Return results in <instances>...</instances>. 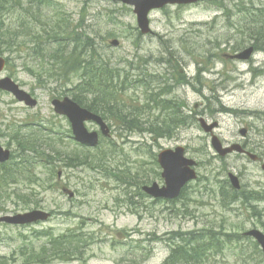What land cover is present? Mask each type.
Here are the masks:
<instances>
[{"label": "rangeland", "instance_id": "obj_1", "mask_svg": "<svg viewBox=\"0 0 264 264\" xmlns=\"http://www.w3.org/2000/svg\"><path fill=\"white\" fill-rule=\"evenodd\" d=\"M29 1V8H26V13L30 14L28 22L18 20L21 16L15 13V9L1 15L0 29L3 28V30H0V41L8 43L9 47L14 44L16 49L7 53L5 43H1L0 48L9 58L4 75H13L27 90L35 91L39 104L37 108L31 109L16 102L11 95L0 92V122L3 117L5 119L11 117V121L16 119L21 122L26 121L29 115L36 116L37 119L52 116L49 96L56 92L49 86L55 87V84L43 87L37 84L36 77H47L49 66L64 69L63 65L67 62L68 55L54 53L52 47L39 53L33 51L29 38L37 37L39 33L38 7H34L39 4L37 0ZM16 9L22 12L23 7L16 6ZM167 9V14L165 9L151 14V27L154 34L147 36H138V32H134L133 28L137 26V20L132 8L112 0H53L51 6L42 10L43 16L40 19L48 21L57 28L70 25L75 28L82 21L84 27L94 34L101 55H106L109 61L112 60L114 63L122 62V65H126L128 69L130 63L132 65L134 61L133 65L138 68L136 73L140 71L143 74L142 69L145 67L149 80L155 79L153 72L161 68L156 58L167 55L163 53L169 52L167 50L170 46L167 45L175 46L176 53L171 51L170 54L176 58L171 57L173 63L170 69L175 68L180 73L182 66H187L186 70L189 73L187 78L191 77L192 84L190 88H187L189 91L184 96L189 104L192 107L204 105L208 120L219 122L220 126L216 134L225 142H235L240 138V141H243L240 130L243 127L249 128L251 135L245 141L251 146L254 145L255 152L264 158V68H258L260 63H264V54L255 55V62L250 64L237 62L234 65L224 53L215 49L209 56L212 66L210 71L195 74V63L190 65L187 62L190 58L189 54L176 46H181V42L186 41L190 46L202 51L201 45L206 41L207 43L216 40L224 42L229 37L223 32L225 28L221 27L224 23L222 19H218L214 25L216 31L212 30L214 27L212 28L209 23V26L205 27L200 24L211 22L216 16V8L211 4V0H202L199 4L179 8L171 6ZM112 10L116 13L113 14ZM234 26L232 22L231 28ZM199 29L206 32L205 37L195 33ZM113 39L120 41L118 47H111L110 42ZM88 44L87 49L92 52L94 46L91 43ZM39 54L42 56L40 57ZM251 69H253L252 72ZM133 71L131 72L134 73ZM64 74L72 79L78 75L74 69L70 71L64 69ZM194 76L196 79H193ZM229 77L234 80L230 79L226 83L218 82ZM43 80L46 78H42L40 82ZM131 80L132 77L129 75L123 86V96L126 99L135 98L138 94L136 88L132 90ZM199 80L204 83L203 95L194 88L195 82ZM232 109L236 112L233 113ZM254 112L257 113L253 114ZM62 124L68 126L66 121ZM113 125L114 132L111 139L103 137L104 140L99 147L91 151L80 149L68 138L61 140V150L70 154L74 153L79 159L76 163H82L83 166L75 168L63 166L64 173L59 179V190L47 183L45 185L49 187L45 189L48 190H44L41 186L40 179H45V175H49L48 168L39 167L34 174H29L31 179H38L36 183H28L34 194L30 197L39 202L43 208L54 211V216L47 222L29 226L11 225L9 227L0 223V255L8 256L4 258V261L9 260L10 264H24L21 248H36L45 240L37 239L34 234L35 229L50 228L58 234L79 226L86 232L94 233V237L98 240L89 250L92 258L87 264H132V261L135 264L140 260L141 264H161L169 254V248L160 237L164 235L167 237L170 232H175L177 235L183 234L203 222L223 225L230 232L234 230L242 232L253 227L251 214L223 208L218 198L210 197L213 192L210 190L217 185L215 181L217 173L219 179L226 175L225 170L227 173L230 171L238 173L249 187L264 186V173L260 163L237 154H232L223 161L219 160L210 146L209 134H206L196 123L178 131L176 136L166 135L157 142L152 140V136L148 133L141 135L138 129L124 131L119 129L116 123L113 122ZM153 138L156 139L155 136ZM1 140L6 144L7 138L2 137ZM177 145L185 146L188 156L199 161L197 169L200 177L206 175L210 178L209 180L198 179L191 183L188 192L193 202L153 201L147 197L144 200L141 199L144 204L136 206L138 213L130 210L133 208L128 209L126 205L134 207L135 201L139 199L134 197V202L130 203V200L124 196L125 189L120 184L119 178L122 176H115L113 171L126 168L131 171L139 170L138 179L143 182L150 181L157 176V166L152 163L146 152L149 149L159 152L161 149L173 148ZM63 158L58 161L60 165H63ZM62 185L74 191L75 195L69 197L68 193L62 191ZM21 188L22 184L17 187L15 185L3 187L1 194L7 199L0 197V210H4L0 211V215L10 211L17 213L29 210L24 208L22 199L17 195L13 196L14 189L20 192ZM40 189L42 194L39 192ZM121 200L124 202L121 203ZM18 203H22V206ZM149 233L154 237L153 240L148 241L151 237ZM102 238L106 240H101ZM146 239L147 244H151V251H148L147 257L143 259L140 255L142 253L138 248H133V245ZM230 244L224 246V256L212 257L214 264H241L240 258L248 256L245 254L257 253L248 241H245L246 245L242 242ZM49 264H81V260L53 261Z\"/></svg>", "mask_w": 264, "mask_h": 264}, {"label": "water", "instance_id": "obj_2", "mask_svg": "<svg viewBox=\"0 0 264 264\" xmlns=\"http://www.w3.org/2000/svg\"><path fill=\"white\" fill-rule=\"evenodd\" d=\"M122 1L134 6V12L137 14L139 27L141 28L143 33H147L149 31L148 14L152 9L161 8L168 3H189V2H194L196 0H122ZM250 52L251 49L245 51L243 57H248ZM4 64H5V60L2 57H0V71L3 69ZM0 86L7 89H11L20 99H25L27 102H29V96L24 92L19 91L18 86L15 85L14 82L10 80V78H6L2 80ZM55 103H56L57 111L65 113L69 116L70 120L72 121L74 132L76 133L77 137L79 136L85 139L84 140L85 142L95 145L97 143V133L95 132L88 133L86 128L84 127V121L87 119H94L98 121L103 128H105L106 125L103 123L102 119L99 116L92 114L88 110L81 108L69 98H65L63 101L57 100L55 101ZM214 145L217 149L220 150V146L217 140L214 141ZM221 152L225 153L226 151H221ZM8 158H9V151H3L2 148H0V161H5ZM161 160L166 167L164 176L167 179V187L163 189H159L157 185H154L153 187H145V190H147L150 194L154 196H167V197L177 196L183 184L188 179L193 178L195 176L192 170L184 166L185 164L187 166L189 164H193V161H189L182 158L181 149H178V151L176 152H172V151L164 152L161 155ZM232 179L234 184L237 186L238 185L237 178L233 177ZM39 218L45 219L47 218V215L42 212L35 211L30 214L11 217V222L23 223L27 221L36 220ZM253 234H255V236L259 239V242L264 247L263 235L257 231L253 232Z\"/></svg>", "mask_w": 264, "mask_h": 264}, {"label": "trees", "instance_id": "obj_3", "mask_svg": "<svg viewBox=\"0 0 264 264\" xmlns=\"http://www.w3.org/2000/svg\"><path fill=\"white\" fill-rule=\"evenodd\" d=\"M13 0H11L12 3ZM4 4V3H3ZM10 5H7L5 8H7ZM12 6V4H11ZM10 6V7H11ZM259 30H252V37L251 39H253L255 41V43H259V41H262L264 39V33L262 30H264V28H258ZM1 31L3 30V28L0 29ZM1 37V36H0ZM83 34L79 33L77 34L74 38H72L74 40V44L77 47L78 45H80V42H83L82 40ZM2 43V42H1ZM80 57V59L77 61L78 63L75 65L74 70H89V68L87 67V63L88 60L83 59L82 53L80 51V54H78V58ZM65 66V65H63ZM103 66L99 67V68H93L92 70H89L90 73L88 75V79L89 82H83V84L80 85V88L78 90L83 89L84 84H87L90 89L88 87H84L83 90L79 91L80 93H86V92H91L92 94H94L95 98L90 104V108L92 109H96V111H101L103 113V116L105 115V112L103 110H101L100 107H98V105H100L102 103V101L106 100V97H108V92L106 90H104V88L107 86V78L112 77V75L110 77H107V72L106 70H104L102 68ZM68 71H70L71 69H67ZM105 79V81H104ZM91 81V82H90ZM77 94H75V96H77ZM97 98H99L97 100ZM103 98L102 101H100ZM80 97L78 96L76 98L77 101H79L81 104H85L83 101L79 100ZM19 144V143H18ZM41 142H33V141H27V144L21 143L20 145H26V148H22V149H28L30 148V150H33L34 152H38L39 148L41 147ZM31 164V163H30ZM17 168L18 165H17ZM7 173L5 171V168L3 166L0 167V174H4ZM72 236L69 235H61L58 237H53L51 236V242L54 243V246H58L57 244H61L62 246H66L68 243L71 242ZM77 239L74 238L73 242L70 243V247L74 246L77 247L78 246V242H82V241H76ZM76 241V242H75ZM75 242V243H74ZM81 246V245H79ZM71 247V248H72ZM198 251H193L191 249H187L185 246H179L178 248H176L175 250H173L172 254L169 256V258L167 259L166 264H177V263H182V264H196V262H202V259H198L197 256Z\"/></svg>", "mask_w": 264, "mask_h": 264}, {"label": "flooded vegetation", "instance_id": "obj_4", "mask_svg": "<svg viewBox=\"0 0 264 264\" xmlns=\"http://www.w3.org/2000/svg\"><path fill=\"white\" fill-rule=\"evenodd\" d=\"M258 257H259V260L262 261V263H264V255L260 254Z\"/></svg>", "mask_w": 264, "mask_h": 264}, {"label": "bare ground", "instance_id": "obj_5", "mask_svg": "<svg viewBox=\"0 0 264 264\" xmlns=\"http://www.w3.org/2000/svg\"><path fill=\"white\" fill-rule=\"evenodd\" d=\"M11 6V5H10ZM53 10V9H52ZM56 10V9H55ZM37 13V12H36ZM56 13V12H55ZM66 14V13H65ZM55 21V20H54ZM69 21V20H68ZM64 22V21H63ZM90 26V25H89ZM106 34V33H105ZM107 36V35H106ZM89 45V44H88ZM90 47V46H89ZM93 47V46H92ZM106 49V48H105ZM168 49V48H167ZM45 50V49H44ZM51 51V50H50ZM46 52V51H45ZM48 52V51H47ZM49 53V52H48ZM151 54V53H150ZM42 56V55H41ZM40 56V57H41ZM52 56V55H51ZM34 57V56H33ZM50 57V56H49ZM59 57V56H58ZM62 57V56H61ZM43 59V58H42ZM45 61V60H44ZM141 178V177H140Z\"/></svg>", "mask_w": 264, "mask_h": 264}]
</instances>
